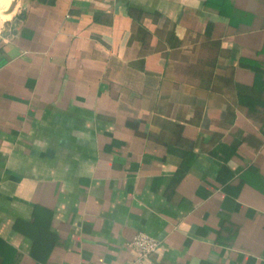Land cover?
<instances>
[{"label": "crops", "instance_id": "1", "mask_svg": "<svg viewBox=\"0 0 264 264\" xmlns=\"http://www.w3.org/2000/svg\"><path fill=\"white\" fill-rule=\"evenodd\" d=\"M15 9L0 264H264V0ZM138 232L156 252L128 247Z\"/></svg>", "mask_w": 264, "mask_h": 264}, {"label": "built area", "instance_id": "2", "mask_svg": "<svg viewBox=\"0 0 264 264\" xmlns=\"http://www.w3.org/2000/svg\"><path fill=\"white\" fill-rule=\"evenodd\" d=\"M160 246V241L145 232H138L134 237L128 242V247L138 253L140 258L147 257L150 254L157 251ZM81 264H100L96 261L83 262ZM130 264H137V260L131 262Z\"/></svg>", "mask_w": 264, "mask_h": 264}, {"label": "rangeland", "instance_id": "3", "mask_svg": "<svg viewBox=\"0 0 264 264\" xmlns=\"http://www.w3.org/2000/svg\"><path fill=\"white\" fill-rule=\"evenodd\" d=\"M3 4L0 3V8L2 7ZM16 6H12L9 10V17H8V20L2 25L1 29H0V36H1V33L9 26L10 22L12 21L13 17H14V14H15V11H17V9H15ZM1 11V10H0ZM2 15V12H0V17Z\"/></svg>", "mask_w": 264, "mask_h": 264}, {"label": "bare ground", "instance_id": "4", "mask_svg": "<svg viewBox=\"0 0 264 264\" xmlns=\"http://www.w3.org/2000/svg\"><path fill=\"white\" fill-rule=\"evenodd\" d=\"M10 0H0V3L3 4L4 6L9 2ZM13 2V0H12ZM9 5V4H8ZM13 6V5H12ZM12 6H9V7H12ZM5 14V13H4Z\"/></svg>", "mask_w": 264, "mask_h": 264}, {"label": "water", "instance_id": "5", "mask_svg": "<svg viewBox=\"0 0 264 264\" xmlns=\"http://www.w3.org/2000/svg\"><path fill=\"white\" fill-rule=\"evenodd\" d=\"M17 3H18V0H14V2H13V6H16ZM19 17H21L20 14H19ZM1 35H3V33H1Z\"/></svg>", "mask_w": 264, "mask_h": 264}]
</instances>
